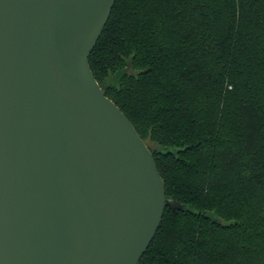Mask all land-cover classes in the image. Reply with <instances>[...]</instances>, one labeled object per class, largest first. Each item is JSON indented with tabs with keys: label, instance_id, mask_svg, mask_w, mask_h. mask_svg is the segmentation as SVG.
I'll use <instances>...</instances> for the list:
<instances>
[{
	"label": "trees",
	"instance_id": "obj_1",
	"mask_svg": "<svg viewBox=\"0 0 264 264\" xmlns=\"http://www.w3.org/2000/svg\"><path fill=\"white\" fill-rule=\"evenodd\" d=\"M90 67L166 185L139 264H264V0H117Z\"/></svg>",
	"mask_w": 264,
	"mask_h": 264
},
{
	"label": "water",
	"instance_id": "obj_2",
	"mask_svg": "<svg viewBox=\"0 0 264 264\" xmlns=\"http://www.w3.org/2000/svg\"><path fill=\"white\" fill-rule=\"evenodd\" d=\"M117 0H0V264H139L168 204L95 79Z\"/></svg>",
	"mask_w": 264,
	"mask_h": 264
}]
</instances>
